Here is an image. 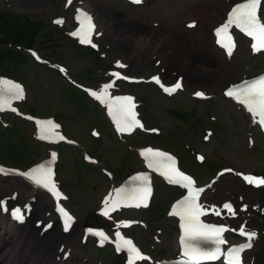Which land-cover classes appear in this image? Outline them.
Segmentation results:
<instances>
[{
	"label": "rangeland",
	"instance_id": "374dc122",
	"mask_svg": "<svg viewBox=\"0 0 264 264\" xmlns=\"http://www.w3.org/2000/svg\"><path fill=\"white\" fill-rule=\"evenodd\" d=\"M31 1L0 0V11L10 12H0V31H5L1 26L3 20L17 21L11 15L17 16L20 21L23 18L38 21L40 26L33 38L34 48L51 65L55 66L56 61L63 63L70 80L66 76V80L62 78L56 72V66L48 69L34 63L29 57L11 52H0V55H9L0 59V74H10L22 80L28 94L20 106L26 102L25 110L49 116L61 132L78 145L53 146L56 150L55 178L59 179L57 184L67 197L66 206L77 216V224L66 234L56 224L43 231L52 230L59 236L50 252L53 261L48 264H57L56 259L60 258L64 250H70L68 264H114L115 261L124 264L125 257L112 254L108 246L94 248L90 240L84 243L80 237L83 225L91 224V216L96 214L94 209L105 189L109 187L111 191L113 183L128 178L135 171L145 170L143 165L141 167L140 159L145 148L149 147L169 149L177 154L182 168L197 178V184H214V188H208L203 194L202 203L205 206L220 207L229 199L236 211L242 203L245 204L247 211L246 208L242 209L248 218L260 221L264 217L263 209H260L264 207L262 202L252 204V199L237 194L239 191L264 194V185L246 186L240 179L241 173L248 172L264 179V136L259 126L253 124L244 111L222 91L230 83L263 71L264 53H252L248 42L240 34H237L238 46L231 56L218 50L212 39L213 28L226 19L229 6L237 0H144L138 6H131L122 0H85L98 20L99 29H102L98 30L101 33L98 36L100 48L96 54L86 46L61 38L53 29L51 20L54 16L63 15L66 21L71 20L73 10L63 9V0H59L56 9ZM79 1L76 0L74 5ZM106 3L109 8L119 9L123 15L132 18L136 25L145 27L142 39L150 36L154 43L159 36L165 37V49L153 52L152 48H144L137 54H131L128 48L115 45V39L107 36L109 31L105 18L100 19L98 16V9ZM260 16L264 18V0ZM191 22L194 25L188 26ZM62 30L67 35L68 28L64 26ZM179 52L190 55L193 60H205V56V63H209L212 69L206 74L214 78L207 81L201 75L202 72L195 75L193 71L189 73V68L180 66L174 55ZM118 58L125 64L123 75L148 78L152 73H159L166 82L181 75L184 82V90L171 97L162 95L149 83L131 86L121 84L124 89L119 92H133L141 102V118L144 116L148 126H156L153 130H145L124 140L111 131L112 125L103 110V104L90 96V92L98 90L104 80L101 77L104 71L101 72L100 68L111 66ZM157 60L160 61L158 64ZM195 91L212 96L199 100L193 97ZM12 118L7 116L0 119V164L26 169L46 158L53 147L38 141L31 124ZM2 121L7 125L2 124ZM84 153L94 157L98 166L86 163ZM196 153L201 154L199 157L203 159L198 161ZM14 191L17 198L13 202L8 201V207L13 203L26 202V205H31L34 202L33 210L28 211L26 216V224L34 228L38 239L41 229L46 227L45 222L55 216L42 199L38 205L35 204L36 196H31L29 185L22 179H0V197L11 196ZM183 192L181 187L159 179L146 201L147 207L123 209L112 219H135H129L130 227L122 232L123 237L133 239L154 261L143 260L139 264H157L158 258L177 254L176 222L167 217V213L171 201ZM30 197H35V201ZM242 217L228 218L226 221L236 229L245 221ZM246 221V228L252 229ZM46 223L49 225L51 222ZM101 224L109 225L102 219L93 223ZM13 229L16 231L17 227ZM31 235L28 240L38 242ZM230 235L236 240L235 233L231 232ZM260 237L264 239V226ZM259 238L246 252L245 264H264V252L256 254ZM67 239H70L68 243ZM259 255L263 259L256 262ZM38 261L47 264L45 260ZM0 264L3 263L0 261Z\"/></svg>",
	"mask_w": 264,
	"mask_h": 264
},
{
	"label": "snow or ice",
	"instance_id": "6c2138e0",
	"mask_svg": "<svg viewBox=\"0 0 264 264\" xmlns=\"http://www.w3.org/2000/svg\"><path fill=\"white\" fill-rule=\"evenodd\" d=\"M133 2L141 3V0H133ZM68 3L70 4L71 0H68ZM259 8L260 0H245V2L235 5L229 12L225 23L215 30L217 43L225 49L229 56H231L232 50L235 47V43L229 31L233 26L251 39V49L254 53L264 51V23L261 22L258 16ZM76 18L80 26L75 32L70 34L77 37L81 44L87 43L91 44L92 47H96V45L91 42V34L95 28V25L92 23V18L79 10H77ZM55 23H63V21L57 20ZM117 66L123 67L119 62ZM61 71H63V69H61ZM112 75L117 78H123L120 77L119 73L114 72ZM153 79L159 83L158 78ZM0 84L7 85L6 91L11 99L23 98V90L19 85L6 80L0 81ZM161 86L163 87V85ZM109 87H111L110 84L105 85L99 92L92 91L90 95L100 100L102 103H106L109 114L116 123L118 131H131L135 127H141L139 121L135 119V113L133 112L134 105L130 97H108L107 100L104 99V97L107 96V89ZM180 87L181 84L177 82L172 88L165 87L163 90L171 94ZM195 95L197 97H203V93L200 92L195 93ZM225 95L232 97L239 104L243 105L254 119L258 118V123L264 128V76H260L251 81H244L239 85H234L226 91ZM7 103V101L0 100V111L5 110V105ZM9 110L15 111L14 108L10 107ZM37 125L41 131V139H46L55 135L54 129L57 126L51 121H38ZM41 125L43 126L41 127ZM60 139H63V137H60ZM148 155L155 162L157 170L164 169L162 174H164L170 182L179 184L188 190V195L183 200L179 201L177 205H174L173 211L170 212V215H178L181 220L180 227L183 234L180 238V242L183 249L182 255L185 257L184 264H201L202 261L217 260L220 258L221 254L224 255L225 264H241L240 253L245 247H251V244L248 243L241 247L230 248L227 253H221L219 246L225 243L223 233L228 231V229L223 226L206 224L200 220V217L205 215L206 212L202 210V207L197 203L200 190L193 187V180L176 170L174 161H172L170 157L165 156V154L148 150ZM198 159H203V157H198ZM152 166L153 164L150 163L149 167ZM29 178L34 183L48 189L54 196L59 198V193L52 181V172L50 168L41 166L34 169L33 174ZM137 179L146 181L147 177H138ZM245 180L249 183L264 185V179L245 177ZM149 194L150 188H148L146 184L134 188L114 190L113 194L105 198V209L111 208L112 210H117L119 207H147L146 201ZM225 208H227L229 212H232L230 205H225ZM60 211L64 217L65 230H67L70 226L71 217L63 212L62 209ZM13 214L15 218L22 219L19 210H15ZM102 214L108 216L109 212L105 210ZM215 214L218 215L219 213ZM119 226H130V222H122ZM89 231L90 234L100 237L102 242L108 239L103 232ZM240 234L246 236L249 241L255 236V233H245L243 227L240 229ZM116 238L118 241L117 250L126 251L128 253L129 264H135L136 260L146 259V257L142 256L135 246L132 245L131 241L120 236L119 231L116 232ZM201 241H210L216 245V247L212 251H205L198 243Z\"/></svg>",
	"mask_w": 264,
	"mask_h": 264
},
{
	"label": "bare ground",
	"instance_id": "6f19581e",
	"mask_svg": "<svg viewBox=\"0 0 264 264\" xmlns=\"http://www.w3.org/2000/svg\"><path fill=\"white\" fill-rule=\"evenodd\" d=\"M31 3L49 5L51 8L56 9L59 5V0H32ZM107 5L108 3H106L104 7L102 6L98 9V16L100 17V19L105 18L107 31H109L107 33V36L111 37V39H115V45L128 48L131 51V54H137L141 49L144 48H152L154 50L153 52L165 49V37H161L162 35L159 36V38L155 39L154 43L151 41L153 38L151 39L150 36L146 35L148 38L142 39L141 35L145 30V27L136 25L134 22H132V18L127 15H123L121 10L116 8H109V6ZM168 55L169 54L167 53L166 56L168 57ZM174 55L180 62V66L182 65V67L184 68H189V73L193 71L192 73L195 75L202 72L201 75H203V77L207 81H210V78H214L213 75L206 74L207 71L210 72L212 69L209 63H205V56V60L202 58L193 60L190 55L183 54L182 52H179L178 55ZM232 186L234 187L236 185ZM29 188L31 195L36 196L35 204L37 203L38 205L41 201L40 199H42L44 205H46L47 207L52 206L51 198L45 191L37 190V188H32L30 186ZM228 192L232 193V191L230 190H228ZM237 194L239 196L242 194L244 197L246 196L247 198L252 199V204L262 202L261 204L264 205V194H248L244 191H239ZM247 209L248 207H246V211ZM260 209H263L264 212V207H261ZM239 214L243 216V219H247L248 224L253 227V230L251 231L256 232L255 238L258 237L262 233V228L264 226V217L260 219V221H255L252 218H248L246 212L239 211ZM8 224L12 225V223L9 222ZM6 228H8L6 220L0 212V230H2L0 232V257L5 259L1 261L3 264H9L14 255L16 256V258L13 262H18V264H37L39 262H37V260H45L48 264L53 261L50 256V252L53 249L55 240H58L57 238H59V236L56 233H52V230L46 233H42L41 235L38 234L39 238L37 239V236L35 235L36 232L34 233V228L26 223L19 226L16 231H12L9 228L7 231H5ZM30 234H33L31 235L32 238H36L38 242L34 241V239L32 241L28 240ZM60 238H62L61 235ZM257 242L258 245L256 248V254H259L260 251L264 252L263 237H260ZM262 259L263 257H260L259 255L258 257H256V262H259ZM114 264L119 263L115 261Z\"/></svg>",
	"mask_w": 264,
	"mask_h": 264
},
{
	"label": "trees",
	"instance_id": "16d2710c",
	"mask_svg": "<svg viewBox=\"0 0 264 264\" xmlns=\"http://www.w3.org/2000/svg\"><path fill=\"white\" fill-rule=\"evenodd\" d=\"M0 12H4L9 14L10 12L6 10H2ZM11 15V14H10ZM12 17H16L17 21L13 20H3L1 23L3 29L5 31H0V44H9V46L0 47V52H11L12 54H16L17 56L25 57V55L21 52V50L14 48L15 45H23V46H33L34 45V35L37 33L40 23L38 21H32L28 18H23V21H20L19 18L15 15H11ZM5 19V18H3ZM5 56H9L8 54L1 53L0 59ZM12 57V56H10Z\"/></svg>",
	"mask_w": 264,
	"mask_h": 264
}]
</instances>
